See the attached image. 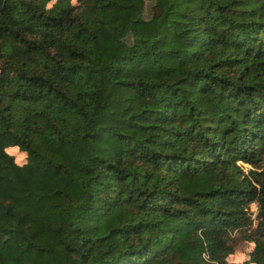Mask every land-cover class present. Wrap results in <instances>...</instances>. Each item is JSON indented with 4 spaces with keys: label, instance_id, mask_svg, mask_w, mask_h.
Wrapping results in <instances>:
<instances>
[{
    "label": "trees",
    "instance_id": "1",
    "mask_svg": "<svg viewBox=\"0 0 264 264\" xmlns=\"http://www.w3.org/2000/svg\"><path fill=\"white\" fill-rule=\"evenodd\" d=\"M234 238L264 264V0H0V264Z\"/></svg>",
    "mask_w": 264,
    "mask_h": 264
},
{
    "label": "rangeland",
    "instance_id": "2",
    "mask_svg": "<svg viewBox=\"0 0 264 264\" xmlns=\"http://www.w3.org/2000/svg\"><path fill=\"white\" fill-rule=\"evenodd\" d=\"M8 150L13 153L16 162L21 163L22 161H24V152L18 151L14 147L8 148ZM249 210L251 212V216L254 217V203L249 204ZM234 240L235 243L233 251L227 256V261L242 262L243 264H253L248 260V255L252 246L251 242L236 240L235 238Z\"/></svg>",
    "mask_w": 264,
    "mask_h": 264
}]
</instances>
